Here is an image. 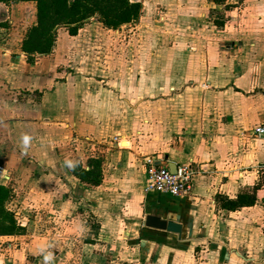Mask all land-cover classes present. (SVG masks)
<instances>
[{
	"label": "crops",
	"instance_id": "0c3cea01",
	"mask_svg": "<svg viewBox=\"0 0 264 264\" xmlns=\"http://www.w3.org/2000/svg\"><path fill=\"white\" fill-rule=\"evenodd\" d=\"M130 2L136 20L59 27L49 55L23 50L37 4L0 3V186L22 230L0 236V264H201L199 247L205 264H264V0ZM146 21L168 46L133 75L108 79L68 45ZM151 159L194 167L190 195L146 193Z\"/></svg>",
	"mask_w": 264,
	"mask_h": 264
},
{
	"label": "trees",
	"instance_id": "16d2710c",
	"mask_svg": "<svg viewBox=\"0 0 264 264\" xmlns=\"http://www.w3.org/2000/svg\"><path fill=\"white\" fill-rule=\"evenodd\" d=\"M7 1L37 4V24L29 30L23 43L24 52L30 55H49L55 46L59 27H66L71 36H76L84 24L97 18L105 28L117 30L136 20L141 10L139 4L131 3L130 0H0V3ZM78 175L82 180H89V173ZM91 183L97 184L95 181ZM10 196V191L0 186V236L22 231L13 214L6 210Z\"/></svg>",
	"mask_w": 264,
	"mask_h": 264
},
{
	"label": "rangeland",
	"instance_id": "374dc122",
	"mask_svg": "<svg viewBox=\"0 0 264 264\" xmlns=\"http://www.w3.org/2000/svg\"><path fill=\"white\" fill-rule=\"evenodd\" d=\"M142 24L141 29L133 25L115 32H108L99 28L91 29V27L82 32L80 38L68 39V45L70 49L83 50L81 52L83 63L90 60L96 67L101 65L104 71L102 73H105L108 79L125 76V72L133 75V71L136 70L138 65L150 60L153 50L168 46V40L164 45L161 38L157 36V31L160 30L155 28L153 23L146 21ZM157 26L160 25L157 24ZM163 30L164 27L161 31ZM64 33L66 32H60L61 41ZM141 49H144V53ZM107 78L101 77L100 80ZM146 85L144 86L146 87ZM147 100L152 101L153 96H150ZM133 118H135V115H133ZM262 165H260V169ZM205 252V248L199 247L197 257L201 264H205Z\"/></svg>",
	"mask_w": 264,
	"mask_h": 264
},
{
	"label": "built area",
	"instance_id": "2783aa9c",
	"mask_svg": "<svg viewBox=\"0 0 264 264\" xmlns=\"http://www.w3.org/2000/svg\"><path fill=\"white\" fill-rule=\"evenodd\" d=\"M254 136L264 140V124L256 127ZM261 170L264 172V164ZM6 173V169L0 165V175ZM195 175L196 170L192 166L180 167L176 173H172L168 167L159 166L151 159L147 162L145 191L166 193L174 198L188 196L193 191Z\"/></svg>",
	"mask_w": 264,
	"mask_h": 264
},
{
	"label": "water",
	"instance_id": "95a60500",
	"mask_svg": "<svg viewBox=\"0 0 264 264\" xmlns=\"http://www.w3.org/2000/svg\"><path fill=\"white\" fill-rule=\"evenodd\" d=\"M170 171L176 173L177 167L174 164H169ZM144 226L149 229L169 232L182 237V225L179 222L171 221L169 219L162 218L161 216L148 214L144 219Z\"/></svg>",
	"mask_w": 264,
	"mask_h": 264
}]
</instances>
